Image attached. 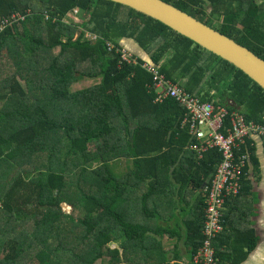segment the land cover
Here are the masks:
<instances>
[{"label":"trees","instance_id":"trees-1","mask_svg":"<svg viewBox=\"0 0 264 264\" xmlns=\"http://www.w3.org/2000/svg\"><path fill=\"white\" fill-rule=\"evenodd\" d=\"M162 1L264 60V0ZM144 64L223 110L222 135L237 117L264 128L255 82L150 17L106 0H0V264H193L222 157L193 149L205 145L197 123ZM79 80L93 83L72 91ZM250 139L233 151L246 158L212 241L219 264H241L259 240L243 225L258 168Z\"/></svg>","mask_w":264,"mask_h":264},{"label":"built area","instance_id":"built-area-1","mask_svg":"<svg viewBox=\"0 0 264 264\" xmlns=\"http://www.w3.org/2000/svg\"><path fill=\"white\" fill-rule=\"evenodd\" d=\"M86 37L91 41L96 39L95 35H86ZM106 46L109 51L113 49V44L110 42H107ZM121 53L123 61L135 64V61L129 55L124 52ZM142 67L155 74L156 87L161 88L163 92L169 91L172 97L184 105L192 121L197 123L196 136L198 139L205 140V145L201 146V149H198L197 146H194L193 149L200 152L216 147L221 153L222 161L217 165L209 185L203 189L205 220L201 233L205 239L192 258L193 264H219L212 248V241L222 232L221 224L223 221L221 219L226 199L237 195L240 190L241 171L242 167L245 166L246 158L242 155L234 162L233 151H238L248 136H259L264 142V128L253 123L245 125L243 118L237 117L230 120L231 128H226L228 135L224 136L218 132L222 127V118L225 115L223 110L215 113V109L211 104L200 102L197 98L185 94L183 90L175 85H170L162 75L157 73L156 67L147 64L142 65ZM200 126L208 128V133L205 134L199 128Z\"/></svg>","mask_w":264,"mask_h":264},{"label":"water","instance_id":"water-1","mask_svg":"<svg viewBox=\"0 0 264 264\" xmlns=\"http://www.w3.org/2000/svg\"><path fill=\"white\" fill-rule=\"evenodd\" d=\"M106 1H111L124 7L130 8L138 13H141L162 23L181 36L191 40L193 43L200 46L207 52H210L221 58L222 60L230 63L235 68L242 71L264 91V60L257 57L254 53H252L245 47L237 44L234 40L219 33L208 25H205L189 14L162 0ZM119 44L125 51L132 55H136L139 58L146 57L144 51L129 39H122L120 40ZM253 136L259 138V136ZM61 206L69 209V213H71V206L67 204H62ZM258 238L259 240L255 249L241 264H252L251 261L254 260V255L259 247H261V244L264 240L263 237Z\"/></svg>","mask_w":264,"mask_h":264},{"label":"crops","instance_id":"crops-1","mask_svg":"<svg viewBox=\"0 0 264 264\" xmlns=\"http://www.w3.org/2000/svg\"><path fill=\"white\" fill-rule=\"evenodd\" d=\"M250 138L254 147V155L258 163V168L254 171L253 168L249 169L253 173L251 176V185L252 193L255 196L253 203H250L248 208V210H251V214L243 221V225L246 227L251 223L249 226L253 229L255 235L264 238V142L258 137L253 136ZM226 210L224 206L223 212L225 214ZM228 218H230V215H228ZM179 221L181 222V219ZM254 256V260L251 261L252 264H264V240ZM181 263L190 264L186 258H183Z\"/></svg>","mask_w":264,"mask_h":264},{"label":"rangeland","instance_id":"rangeland-1","mask_svg":"<svg viewBox=\"0 0 264 264\" xmlns=\"http://www.w3.org/2000/svg\"><path fill=\"white\" fill-rule=\"evenodd\" d=\"M92 83H93L92 81L90 82V81H85V80H83V81L82 80H79V82H76L75 84H73L71 86V90L72 91H74V90L76 91V90L84 89V88L88 87L89 85H91ZM125 165H128V162L123 161V165L122 164L121 165L120 164L116 165L115 168H114V173L119 174V173H122V172L123 173L126 172V170L128 168H125ZM88 167L92 168V165H90ZM63 211H65V213H69L70 212L69 209H66L64 207H63ZM111 247H115V245L114 244H111ZM165 249L166 250H170L171 249V246L170 245H165ZM97 264H99V263H97Z\"/></svg>","mask_w":264,"mask_h":264}]
</instances>
